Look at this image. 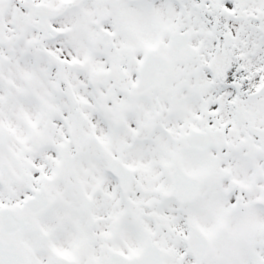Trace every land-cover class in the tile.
<instances>
[{
  "label": "snow or ice",
  "instance_id": "1",
  "mask_svg": "<svg viewBox=\"0 0 264 264\" xmlns=\"http://www.w3.org/2000/svg\"><path fill=\"white\" fill-rule=\"evenodd\" d=\"M0 264H264V0H0Z\"/></svg>",
  "mask_w": 264,
  "mask_h": 264
}]
</instances>
